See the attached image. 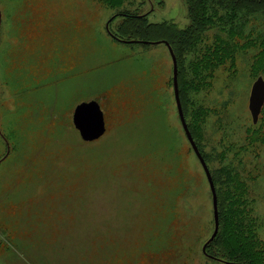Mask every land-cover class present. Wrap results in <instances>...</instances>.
<instances>
[{
  "label": "rangeland",
  "instance_id": "obj_1",
  "mask_svg": "<svg viewBox=\"0 0 264 264\" xmlns=\"http://www.w3.org/2000/svg\"><path fill=\"white\" fill-rule=\"evenodd\" d=\"M118 11L189 24L183 0H126L118 10L100 0H0V264H217L202 252L211 193L181 127L169 52L115 41L105 25ZM253 53L217 67L209 90L190 97L209 110V166L226 153L264 240V144H246ZM89 101L105 132L84 141L72 115Z\"/></svg>",
  "mask_w": 264,
  "mask_h": 264
},
{
  "label": "trees",
  "instance_id": "obj_2",
  "mask_svg": "<svg viewBox=\"0 0 264 264\" xmlns=\"http://www.w3.org/2000/svg\"><path fill=\"white\" fill-rule=\"evenodd\" d=\"M110 9L121 8L126 0H100ZM189 24L184 28L168 22L150 23L148 14L118 11L115 41L125 44L168 43L176 59L177 87L182 113L189 133L200 152L213 181L218 212V231L207 244L205 254L217 264H264V240L257 233L247 195L248 186L226 153L217 155L219 166H209L204 151L203 125L209 110L197 105L190 94L209 90L214 70L226 63L233 65L238 53L252 50L250 72L264 76V0H183ZM216 30L213 42L185 65L186 56ZM131 42V43H127ZM255 126L247 129L246 144H264V110ZM219 157V158H218ZM1 161V160H0Z\"/></svg>",
  "mask_w": 264,
  "mask_h": 264
},
{
  "label": "water",
  "instance_id": "obj_3",
  "mask_svg": "<svg viewBox=\"0 0 264 264\" xmlns=\"http://www.w3.org/2000/svg\"><path fill=\"white\" fill-rule=\"evenodd\" d=\"M110 22V20H109ZM109 22L105 25V29L107 33L115 38L109 31ZM0 23H1V12H0ZM131 43V42H127ZM169 52L171 62H172V85H173V93H174V99L175 104L179 116V120L181 123V127L183 129V132L185 134V137L187 139V142L189 143L194 155L196 156L208 183L209 190L211 193V203H212V216H213V231L209 239L204 243L202 246V252L205 254V248L207 244L216 236L218 231V212H217V199H216V192L215 187L213 184V181L211 179L210 172L208 170V167L206 163L204 162L200 152L198 151L190 133L187 128L180 101L178 96V87H177V65H176V59L172 52V49L168 45V43H163ZM264 104V80L262 77H258L251 86V91L248 99V111L251 116V120L253 124H256L258 121V116L261 112V108ZM72 123L74 128L78 131L80 137L84 141H93L98 138H100L104 132H105V125H104V119H103V113L99 107V105L95 101H89V102H82L78 104L72 115ZM7 155V154H6ZM6 155L1 159L3 160Z\"/></svg>",
  "mask_w": 264,
  "mask_h": 264
}]
</instances>
